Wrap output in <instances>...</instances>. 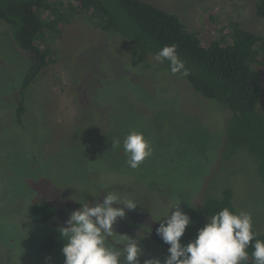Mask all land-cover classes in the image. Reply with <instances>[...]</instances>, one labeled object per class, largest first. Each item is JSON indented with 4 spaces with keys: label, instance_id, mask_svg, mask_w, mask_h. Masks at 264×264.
Listing matches in <instances>:
<instances>
[{
    "label": "rangeland",
    "instance_id": "374dc122",
    "mask_svg": "<svg viewBox=\"0 0 264 264\" xmlns=\"http://www.w3.org/2000/svg\"><path fill=\"white\" fill-rule=\"evenodd\" d=\"M144 1L178 15L202 37L219 35L229 21L264 36L255 0ZM26 69L0 21V264H64L59 229L84 199L102 201L107 192L138 203L118 218L108 244L123 247L121 236L137 239L140 264L168 255L156 228L176 203L191 221L181 243L196 238L209 218L200 210L205 190L220 199L230 189L235 213H251L253 231L264 235V185L255 160L240 149L222 161L226 112L182 78L95 31L84 15L64 30L55 64L26 90L29 116L17 125ZM260 80L258 110L264 112V69ZM131 130L142 132L152 148L135 169L123 150ZM115 140L120 145L113 148ZM45 203L57 207L56 216L32 222L29 206ZM47 237L53 240L48 254L38 249Z\"/></svg>",
    "mask_w": 264,
    "mask_h": 264
},
{
    "label": "trees",
    "instance_id": "16d2710c",
    "mask_svg": "<svg viewBox=\"0 0 264 264\" xmlns=\"http://www.w3.org/2000/svg\"><path fill=\"white\" fill-rule=\"evenodd\" d=\"M253 9L255 16L264 20V0H255ZM81 15L88 18L95 31L117 37L135 49L141 59H153L169 71V62L160 63L154 56L164 46L176 45L189 75H175L226 112L222 161L246 149L264 185V112L258 110L264 36L244 29L238 21H229L219 35L202 37L178 15L144 0H0V21L7 25L13 45L27 61L14 110L17 125L29 116L25 115L26 90L55 64L64 30ZM206 193L200 205L205 216L210 218L224 208L235 213L230 189H225L220 199ZM57 211L52 203L31 204L27 214L32 222L42 224L52 220ZM256 239L264 241V235L257 233ZM252 243L247 261L241 264H254ZM38 249L50 253L53 240L44 238Z\"/></svg>",
    "mask_w": 264,
    "mask_h": 264
},
{
    "label": "clouds",
    "instance_id": "9594fccd",
    "mask_svg": "<svg viewBox=\"0 0 264 264\" xmlns=\"http://www.w3.org/2000/svg\"><path fill=\"white\" fill-rule=\"evenodd\" d=\"M154 59L160 63L167 60L173 75H189L185 63L177 55L176 45L164 46ZM111 145L118 147L120 141L115 140ZM123 150L126 164L132 169L152 154L149 141L136 130L125 136ZM79 204L81 207L70 213L66 227L59 229L64 241L61 249L64 264H140L139 258L143 253L137 239L121 236L126 241L123 247L108 244L118 218L125 217V209L137 207L135 200L107 192L102 201L96 199L90 204L84 199ZM179 205L174 204L156 228L157 236L169 245L168 255L163 261L146 259L144 264H241L248 259L247 249L252 241L254 264H264V241L256 239L251 213H234L224 208L208 218L205 225L197 230L196 238L185 245L181 238L191 221Z\"/></svg>",
    "mask_w": 264,
    "mask_h": 264
}]
</instances>
